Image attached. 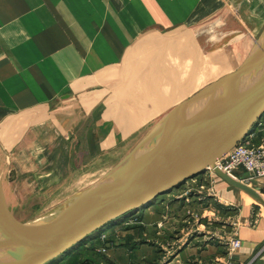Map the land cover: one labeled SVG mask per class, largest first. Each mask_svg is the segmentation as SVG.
Returning a JSON list of instances; mask_svg holds the SVG:
<instances>
[{"label": "crops", "instance_id": "1", "mask_svg": "<svg viewBox=\"0 0 264 264\" xmlns=\"http://www.w3.org/2000/svg\"><path fill=\"white\" fill-rule=\"evenodd\" d=\"M263 31L264 0H0V172L12 216V201L52 193L87 163L117 152L108 171L116 169L180 103L237 70ZM213 179L219 199L247 221L234 261L264 264V205ZM249 186L264 200V185ZM165 201L121 217L51 264L96 245L108 247L106 264H159L146 236L161 222L173 225L161 218ZM117 234L120 244L111 240ZM194 241L197 248L184 241L162 264L223 257L218 242Z\"/></svg>", "mask_w": 264, "mask_h": 264}, {"label": "water", "instance_id": "2", "mask_svg": "<svg viewBox=\"0 0 264 264\" xmlns=\"http://www.w3.org/2000/svg\"><path fill=\"white\" fill-rule=\"evenodd\" d=\"M264 115V31L243 64L174 108L115 172L56 222L23 224L7 208L0 179V264H51L112 222L138 212L211 168L264 205L261 195L217 166Z\"/></svg>", "mask_w": 264, "mask_h": 264}, {"label": "rangeland", "instance_id": "3", "mask_svg": "<svg viewBox=\"0 0 264 264\" xmlns=\"http://www.w3.org/2000/svg\"><path fill=\"white\" fill-rule=\"evenodd\" d=\"M116 153L85 164L86 169L70 172L61 185L53 188L54 191L50 194L32 196L22 205L12 201L11 209L17 217L16 219L39 226L56 222L81 202L88 191L103 183L115 172L116 169L109 172L108 168H112L116 160V156H114ZM83 167L84 165L81 166V168ZM4 175L3 172H0V179L6 181ZM202 178L198 177L195 181H187L179 191L173 193L170 200L168 199L170 196L167 195L156 200L157 202L169 200L165 201L166 205L161 208L160 215L162 220L164 218V220L173 222V225L168 228L163 222L157 224L155 236H152L151 233L146 236V240L159 251V264L169 261L173 254L182 250L184 241L185 245L190 248H197L190 244L192 240L200 242L204 246L210 245L214 241L218 242L224 248V255L217 261L207 264H224L227 255L226 241L239 226L240 210L238 207L222 202L216 192L215 183ZM175 196L177 199H173ZM133 220L136 221V219ZM120 236L122 237V235ZM121 237L118 234L117 236L112 235L111 240L113 243L120 244ZM219 245L217 244V247ZM100 247L92 246V250L89 251H85L88 249L84 247L77 251L73 254L74 256L78 255L75 260L76 264H106L107 262L104 260L106 254L100 252ZM203 261V258L202 260L195 258L186 263L180 259V264H206Z\"/></svg>", "mask_w": 264, "mask_h": 264}, {"label": "built area", "instance_id": "4", "mask_svg": "<svg viewBox=\"0 0 264 264\" xmlns=\"http://www.w3.org/2000/svg\"><path fill=\"white\" fill-rule=\"evenodd\" d=\"M217 166L227 175L238 180L240 172L247 175L245 180H239L240 182L247 185H264V115L258 121L257 126L252 131V133L246 137L245 142L239 143L234 147L226 156H224L220 161L217 162ZM214 171L209 168L205 174L199 176L202 179L210 180L214 183ZM197 178L193 179L194 181ZM243 222L240 219V223L236 232L230 234L226 241L227 255L225 257L224 264H237L233 256L242 248V241L238 235V229ZM249 223L256 224V220ZM216 236V235H215ZM101 242L108 241V236L103 233L99 236ZM112 244L111 242H109ZM100 252L106 254L108 252V247H100Z\"/></svg>", "mask_w": 264, "mask_h": 264}, {"label": "trees", "instance_id": "5", "mask_svg": "<svg viewBox=\"0 0 264 264\" xmlns=\"http://www.w3.org/2000/svg\"><path fill=\"white\" fill-rule=\"evenodd\" d=\"M89 250H92L91 248L86 250V251H89ZM95 251V250H94ZM97 256V255H96ZM78 258V255H73L71 259L69 260H66V262L64 264H76V259Z\"/></svg>", "mask_w": 264, "mask_h": 264}, {"label": "bare ground", "instance_id": "6", "mask_svg": "<svg viewBox=\"0 0 264 264\" xmlns=\"http://www.w3.org/2000/svg\"><path fill=\"white\" fill-rule=\"evenodd\" d=\"M93 242V241H92ZM5 261V259H4V257H3V254H0V262H4Z\"/></svg>", "mask_w": 264, "mask_h": 264}]
</instances>
